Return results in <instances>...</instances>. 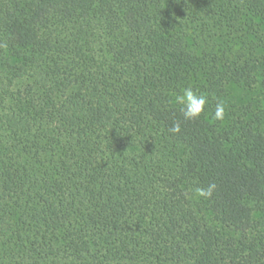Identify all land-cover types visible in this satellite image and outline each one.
Masks as SVG:
<instances>
[{
  "label": "trees",
  "instance_id": "obj_1",
  "mask_svg": "<svg viewBox=\"0 0 264 264\" xmlns=\"http://www.w3.org/2000/svg\"><path fill=\"white\" fill-rule=\"evenodd\" d=\"M264 0H0V264H264Z\"/></svg>",
  "mask_w": 264,
  "mask_h": 264
},
{
  "label": "rangeland",
  "instance_id": "obj_2",
  "mask_svg": "<svg viewBox=\"0 0 264 264\" xmlns=\"http://www.w3.org/2000/svg\"><path fill=\"white\" fill-rule=\"evenodd\" d=\"M230 89L240 103L250 102L264 108V89L260 85L253 90L235 86H231Z\"/></svg>",
  "mask_w": 264,
  "mask_h": 264
}]
</instances>
